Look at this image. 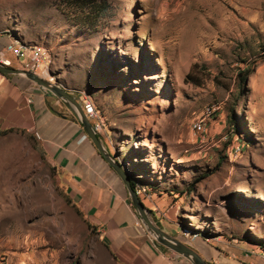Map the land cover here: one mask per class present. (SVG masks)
<instances>
[{
    "label": "rangeland",
    "instance_id": "374dc122",
    "mask_svg": "<svg viewBox=\"0 0 264 264\" xmlns=\"http://www.w3.org/2000/svg\"><path fill=\"white\" fill-rule=\"evenodd\" d=\"M0 30L51 49L55 77L98 111L158 226L264 242V0H0ZM108 244L44 138L0 132V264H125Z\"/></svg>",
    "mask_w": 264,
    "mask_h": 264
},
{
    "label": "crops",
    "instance_id": "0c3cea01",
    "mask_svg": "<svg viewBox=\"0 0 264 264\" xmlns=\"http://www.w3.org/2000/svg\"><path fill=\"white\" fill-rule=\"evenodd\" d=\"M2 37L8 40L7 34ZM7 42L0 41V50ZM7 59L14 58L8 55ZM52 104H60L59 98L45 94L27 76L1 72L0 132L26 128L44 138L49 154L64 173L73 202L105 234L118 258L125 264H192L187 257L159 247L139 219L124 182L87 136L81 121L70 115V108L62 114ZM182 241L209 264H264L260 243L223 236Z\"/></svg>",
    "mask_w": 264,
    "mask_h": 264
},
{
    "label": "water",
    "instance_id": "95a60500",
    "mask_svg": "<svg viewBox=\"0 0 264 264\" xmlns=\"http://www.w3.org/2000/svg\"><path fill=\"white\" fill-rule=\"evenodd\" d=\"M0 72L4 74H23L31 81L36 83L48 96H55L59 99H62L67 104V106L73 112H75L77 116H79L87 136L90 137L91 141L96 145L98 151L101 153L104 159L124 182L128 190L130 201L134 206L139 219L146 226L147 230L152 233L161 244L179 253L180 255L187 257L192 264H209L196 250H194L181 239L166 232L163 228L158 226L153 221V219H151L149 209L142 201L136 188L133 186V178H131L132 175L130 174L127 165L124 162L118 160L115 155L107 149L103 140L98 136L99 133L88 117L87 112L82 104L73 94H71V91L67 87L60 84L58 78L55 79V82H52L36 72L23 68H16L2 61H0Z\"/></svg>",
    "mask_w": 264,
    "mask_h": 264
},
{
    "label": "built area",
    "instance_id": "2783aa9c",
    "mask_svg": "<svg viewBox=\"0 0 264 264\" xmlns=\"http://www.w3.org/2000/svg\"><path fill=\"white\" fill-rule=\"evenodd\" d=\"M2 33L3 32L0 30V38L3 36ZM51 52V49L45 46L8 41L3 49L0 50V61L9 64L10 61L7 59V56L8 54H12L18 59L22 58L24 60L22 62L24 69L36 72L50 81L55 82L56 77L51 69L54 62V54ZM215 109L216 107L212 105L207 107L201 117L194 122V129L201 132L204 131ZM86 112L90 119H97L94 126L96 130L101 133L104 128V121L98 111H96L91 104H87ZM136 190L138 194H141L144 188L137 187Z\"/></svg>",
    "mask_w": 264,
    "mask_h": 264
},
{
    "label": "trees",
    "instance_id": "16d2710c",
    "mask_svg": "<svg viewBox=\"0 0 264 264\" xmlns=\"http://www.w3.org/2000/svg\"><path fill=\"white\" fill-rule=\"evenodd\" d=\"M77 1H80V2H84L85 4H87L89 7L90 6H94L95 5V0H77ZM77 119V118H76ZM100 135V134H99ZM98 135V136H99ZM99 137H101V136H99ZM134 176H132L131 178H133ZM200 178H204V176H200V177H197V178H195V180L193 181L194 183H192V184H196L198 181H200L201 179ZM139 179L140 178H133V181H132V183H133V186L137 189V187L140 185V181H139ZM130 200V199H129ZM131 202V201H130ZM260 244H262L263 245V247H264V242H260ZM161 247L163 248V249H167L166 248V246H164V245H161Z\"/></svg>",
    "mask_w": 264,
    "mask_h": 264
}]
</instances>
